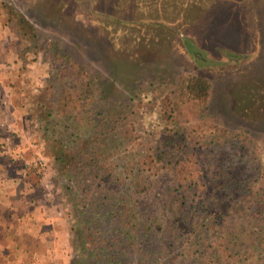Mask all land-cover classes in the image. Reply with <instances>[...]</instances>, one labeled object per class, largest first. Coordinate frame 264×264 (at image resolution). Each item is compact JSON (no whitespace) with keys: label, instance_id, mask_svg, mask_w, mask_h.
Returning <instances> with one entry per match:
<instances>
[{"label":"rangeland","instance_id":"1","mask_svg":"<svg viewBox=\"0 0 264 264\" xmlns=\"http://www.w3.org/2000/svg\"><path fill=\"white\" fill-rule=\"evenodd\" d=\"M8 1L38 32L60 41L62 53L70 54L94 80L89 91L94 105L85 104L86 111L134 110V137L162 140L169 134L155 98L165 93L162 81L177 82L188 74L209 80L206 107L180 104L174 124L192 129L200 124L192 134L196 139L210 138L218 128L227 137L239 134L246 156L233 166L232 180H244L251 170L249 179L259 194L258 201L250 202L236 195L234 201L221 198L224 206L248 203L245 214L224 222L222 236L228 246L236 245L230 246L232 257L223 264H263L264 233L257 234L251 220L264 217V0ZM4 18L0 7V264L7 263L1 257L5 247L21 244H55L60 250L55 256L68 262L76 245L69 228L72 212L61 201L58 186L64 183L55 176L42 137L47 119L54 123L65 117L45 116L37 106L55 105L56 94L49 97L44 90L47 77L55 74L48 72L40 54L17 57L20 44L12 28L3 26ZM58 125V136L73 140L75 132L66 120ZM106 136L107 142L118 137ZM110 150L107 165L114 161L118 174H125L124 161L129 166L140 152L118 141ZM167 177L159 176L158 184H166ZM49 223L55 232L49 231Z\"/></svg>","mask_w":264,"mask_h":264},{"label":"trees","instance_id":"2","mask_svg":"<svg viewBox=\"0 0 264 264\" xmlns=\"http://www.w3.org/2000/svg\"><path fill=\"white\" fill-rule=\"evenodd\" d=\"M0 7L3 26L12 28L20 44L17 57L40 54L50 67L48 72L55 74L47 77L44 87L49 97L56 94L55 105L50 101L49 106L41 102L37 106L43 107L45 116L65 117L54 123L47 119L42 137L44 150L54 161L55 176L64 183L58 186L61 201L72 212L69 228L76 245L69 264H223L229 260V248L236 244L228 246L222 236L224 222L229 216L245 214L248 203L224 206L221 198L227 195L234 201L237 196L250 202L258 201L259 194L254 179H249L251 170L244 180H232L233 166L246 156L241 153L240 136L227 137V131L218 128L210 138L196 139L192 134L200 124L193 129L174 124L180 104L206 107L209 80L188 74L177 82L162 81L165 93H156L155 98L169 134L162 140L134 137L133 109L108 108L104 114L86 111L85 104L94 105L89 92L94 80L70 54L62 53L60 41L38 32L10 1L0 0ZM65 120L75 132L67 142L57 134L58 124ZM107 133L118 137L107 142ZM117 141L140 151L129 166L127 159H121L125 174L114 172L113 159V166L107 165L111 145ZM161 175H168L163 186L158 184ZM85 181L89 184H82ZM251 222L257 234L264 233L261 214Z\"/></svg>","mask_w":264,"mask_h":264},{"label":"crops","instance_id":"3","mask_svg":"<svg viewBox=\"0 0 264 264\" xmlns=\"http://www.w3.org/2000/svg\"><path fill=\"white\" fill-rule=\"evenodd\" d=\"M20 219V218H19ZM50 225L49 231L55 232L53 226ZM56 228V226H55ZM39 245L43 241H39ZM52 246H38L33 244H25L21 246H16L15 248L5 247L6 250L2 253L1 257L3 261H7L6 264H67L68 262L64 259H58L56 253L60 251L58 248H53ZM17 251V253H15ZM45 254V256H43ZM45 257V258H44Z\"/></svg>","mask_w":264,"mask_h":264}]
</instances>
